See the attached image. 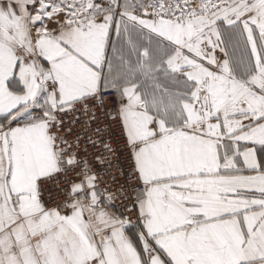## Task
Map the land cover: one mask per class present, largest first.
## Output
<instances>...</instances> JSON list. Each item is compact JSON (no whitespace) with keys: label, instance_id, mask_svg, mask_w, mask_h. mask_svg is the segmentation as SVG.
<instances>
[{"label":"snow or ice","instance_id":"snow-or-ice-1","mask_svg":"<svg viewBox=\"0 0 264 264\" xmlns=\"http://www.w3.org/2000/svg\"><path fill=\"white\" fill-rule=\"evenodd\" d=\"M0 264H264V0H0Z\"/></svg>","mask_w":264,"mask_h":264},{"label":"built area","instance_id":"built-area-1","mask_svg":"<svg viewBox=\"0 0 264 264\" xmlns=\"http://www.w3.org/2000/svg\"><path fill=\"white\" fill-rule=\"evenodd\" d=\"M117 135H119V127L117 126ZM120 148H121V151H119L117 153V155L121 156V159L119 162H115L114 163H118L121 167H123L125 170H127V167H128V164H127V160H126V153L123 151V139L121 138V143H120ZM121 179V182H123V177H120ZM54 183L55 182H52L50 183L49 187H53V190L54 189ZM117 205H120L121 207L123 208H127L130 206L131 204V199L128 198V199H121V200H118L116 201ZM131 219L135 220V213H133Z\"/></svg>","mask_w":264,"mask_h":264}]
</instances>
